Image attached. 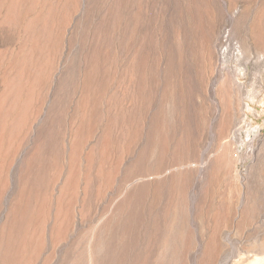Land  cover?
<instances>
[{"label": "rangeland", "instance_id": "rangeland-1", "mask_svg": "<svg viewBox=\"0 0 264 264\" xmlns=\"http://www.w3.org/2000/svg\"><path fill=\"white\" fill-rule=\"evenodd\" d=\"M0 52V88H19L10 109L11 140L21 143L14 171L31 160L28 215L37 197L47 208L44 240L38 248L36 236L28 241V264H60L72 248L79 263L97 226L148 188L159 191L164 220L165 207L176 199L175 182L192 174L196 161H202L203 177L195 221L184 225L178 214L169 233L161 226L159 240L168 233L170 249L160 264H194L216 234V264H255L246 255L264 256L253 254L264 240V0H0ZM5 94L8 106L12 95ZM43 96V112L61 103L55 128L64 134L63 150L58 140L45 142L43 112L35 117ZM81 121L90 122L85 145L97 148L100 160H94L99 163L89 172L88 188L79 187L71 224L57 234L49 226L51 203L63 184L62 153ZM222 153L230 164L213 180ZM130 216L122 223L124 235ZM24 262L16 252L14 263Z\"/></svg>", "mask_w": 264, "mask_h": 264}, {"label": "bare ground", "instance_id": "bare-ground-1", "mask_svg": "<svg viewBox=\"0 0 264 264\" xmlns=\"http://www.w3.org/2000/svg\"><path fill=\"white\" fill-rule=\"evenodd\" d=\"M27 51H28V49H27ZM0 57H1V52H0ZM68 59H70V58H68ZM3 64H5V63H3ZM6 64H7V62H6ZM1 68H2V66H1ZM52 68H54V67H52ZM81 70H83V69H81ZM23 72H24V70L22 67V69L20 70V73H23ZM6 77H7L6 73L4 72L3 79H2L3 82H4ZM51 77H52V75H51ZM2 85H3V89L0 88V264H15L14 263V255L16 254V252L21 253L23 255V258L25 257L24 264H28V241H29V244L34 243L33 237L36 236V239H35L36 244L34 243V245L38 248L39 244L40 243L42 244V242L44 240V238L42 237V231H41V228L44 226V223L42 221L41 215H44V213L46 212L45 210L47 208L46 207H45L46 209L44 208L43 202L40 201V198L37 197L33 206H32L31 213L28 215V200H29L28 196L30 195V194H28V191L31 188H30V186H28V181L26 179V173L30 170L32 163H31V160L28 158V161H25V163H23V167L15 173L14 166H16L15 160H17L15 158H17V154L19 152V146L21 145V143H19L18 147H16V144L13 143L11 140L12 139L11 131H13L12 130L13 128L11 126L10 109H11L12 104L15 102L16 96L19 94V88L17 87L15 89V87L12 85V88L9 89L10 86H9V88H7V85L4 86L3 83H2ZM7 90H9V91H7ZM55 90L58 91L57 88ZM62 90L64 91V89H62ZM6 92H7V98L8 99H9V95H12V100H11V102L9 100L10 103L8 104V106L5 105L6 99L3 100V98H5L4 96L6 95L5 94ZM54 93H55V91H54ZM26 95H27V93H26ZM47 95H48V93H47ZM61 95H63V94H61ZM45 97L46 96H43V98H41L42 101L40 102L39 108L35 113V117L37 115L40 116L44 110L43 108H45L47 106L46 100H44ZM56 97H57V94H56L55 98L53 97L54 98L53 100H55ZM58 99L59 98L56 99V103H58ZM78 100L80 101L79 98H78ZM60 101H61V99H60ZM52 103H51L50 107H47L48 109L46 108L47 110L45 112H43V117L41 118L42 119V126L46 127L45 132H44L45 133L44 140H45V142H48V141L53 142L54 140H58V142H59V144H61L60 146L63 150V148H66V147H63V144H62V143H64L63 142L64 134L61 131L59 132L58 129L55 128V124L58 123V119H59V115H60V114H58L60 107H57L58 109L55 107L57 105L58 106L61 105V103L56 104V106L54 104L55 101L53 104ZM83 104H84V106H86V104H87L86 98H84ZM78 106H79V104H78ZM20 108H22V107H20ZM55 109H57V111ZM1 110H3L2 114H4V117H5V119H4V117L2 116L3 119L5 120V121H3V123L1 122L2 121L1 120ZM12 111H14V109H12ZM21 111H22L21 112V114H22L25 110L24 111L21 110ZM50 111H53V112H50ZM48 112L50 115L47 114ZM85 112H87V108L83 107V114ZM23 114H25V113H23ZM26 114H27V112H26ZM26 114H25V116H26ZM62 114H63V111H62ZM15 116H13V117H15ZM19 117L22 118L19 120H23V122H25L24 119L26 117L23 119L24 115H23V117L22 116H19ZM35 117H33V120ZM78 120H80V119H78ZM15 121H14V123H15ZM21 122L22 121H19V124ZM74 123H76V121ZM22 124L23 123H21V125ZM221 125H222V123H221ZM40 127H41V125H40ZM58 128H59V126H58ZM224 128H227V127L225 126ZM18 129H19V127H18ZM68 129H69V127H68ZM33 130H32V124L29 125V128L27 131L28 132L32 131L31 133H33ZM69 132H71V131H69ZM71 133L72 134H70L71 137H70L69 141H68V139H66V138H69V136H67L65 138L66 141L69 142V144H68V148L66 150H64L62 153V156L64 155L63 158H66L65 163H64L65 167L61 168V173H60V175L62 176V178H60V179H62L61 181L63 184H62V187H60V189H59L58 195H56V197H55V195L53 194L54 195L53 197H55V199L52 200V203H51V206L53 205V207H54V211L52 212L53 217L52 218L49 217L50 219H52L51 221H49L52 223V225H49V226H51L50 231L51 232L54 231L57 234L59 232L63 231L62 228L63 227L65 228V225L68 227V225L71 224V223H69V222H71L70 215L75 214V211H74L75 210V204L74 203H75V199H76L79 187H81V184H83V187H82L83 189L88 188L89 181H90L89 178H92L91 176H89V172H91L90 170L92 169V166L95 162L94 160L96 159V157L98 158V156H99L98 155L99 152H96L97 148L91 149L90 147H88V149L89 148L90 149L87 150V147L85 145L87 138L89 136H91V133H92V127L90 125V122H87V123L84 121L79 122L78 125L76 126L75 130ZM89 139H90V137H89ZM32 141H34V140H32ZM100 142L98 140V142L95 145L99 146L97 144ZM28 146H30V145H28ZM98 151H100V150H98ZM22 153L23 152H21L20 154H22ZM201 153H202V157H203V152H201ZM23 155H25V154L23 153ZM224 155L225 154L222 153L221 155H219L220 157H217L215 159L216 165L212 166V172H211L212 173V179L217 178V176L220 172L219 168L224 169L225 165L228 167V164H230V163L226 162V158ZM53 157H54V155H53ZM18 158H20V157H18ZM128 161H129V159H128ZM98 163L99 162H97V164ZM196 163H198V162L196 161ZM196 163L194 162V164L197 165V166H195V168L193 166H191L192 168H194V171H192L193 169L191 170L192 174L188 175L187 171H182V172H187L186 175L184 174L185 177H182L184 179L180 178V180L178 182H175L176 185H175L174 191H175L176 199H175L174 203L172 204V206L170 205L171 206L170 208L165 207L164 220L162 218L161 211H160L162 209H161V207L159 208L160 205H159L157 198H156V196H158V194H160L158 190H155V189L150 190L148 188L149 190L147 189L145 192L141 191V193H139V194L136 193L129 200L125 201L122 208L118 209L117 212L111 214V216L108 219H106V221H104L103 223H101L100 225L97 226V228H98L97 231L92 233L89 236V238L87 239L85 250L83 251V253H81L79 263H77V261H78L77 257L78 256L76 253V248H72V250L67 251L65 253V255H63V257L61 258V262L59 261L60 264H160L161 259L164 258L166 260L167 255H165V256H162V255H164V253H166L167 249L169 248L167 236L169 233V227L171 225V221H172V225H173L174 219L172 220V215H173V218L181 216L183 223H186L184 225H188V224L193 223L195 221L194 214H195V210L198 207L197 201L199 200L198 198H199V193H200V183L202 180L201 176L203 177V175H202L203 167L201 164L202 161L200 163H198L199 165ZM220 163H222V166H220ZM97 164L95 163L94 167L97 168V166H96ZM232 164L233 163H231V165ZM203 165H205V164H203ZM37 166H39V165H37ZM229 167H231V166L229 165ZM93 169H95V168H93ZM188 170H189V168H188ZM182 175L183 174H181V176ZM92 176H93V174H92ZM93 178H94V176H93ZM94 179H97V178H94ZM94 179L91 180V182L94 181ZM106 179H107V177H106ZM58 181H60V180L58 179ZM150 182L152 184L155 182V180H152ZM50 183H51V181H50ZM93 184H94V182H93ZM135 187L136 186L133 185V187L131 188L129 193H131L135 189H137ZM94 188H96V187H94ZM101 188H102V186H101ZM93 190L94 189H92L91 191H93ZM166 190H164L163 193H165ZM84 192L85 191H83V193ZM79 193H80V190H79ZM77 197L79 198V196H77ZM90 199H91V197H90ZM92 199H91V201H92ZM50 201H51V199H50ZM47 207H48V205H47ZM53 207L51 209H53ZM52 213H50V214L52 215ZM162 213H163V211H162ZM129 214H131V216H130L131 230L127 235H124L125 232L121 233L122 227H123L122 223L124 222V220H126V218ZM178 214H179V216H178ZM247 214H248V212H247ZM168 216H170V217H168ZM247 216H245V217H247ZM77 220H78V218H77ZM216 220H217V218H216ZM242 221H243V217H242ZM244 222H246V221H244ZM215 223H217V221ZM194 224H196V223H194ZM163 225H164V227H163ZM180 225H181V223H180ZM161 226L164 228V231H166L168 233L167 234L165 233V235L161 234V235H164V238H162V240H159V231H162V230H160V229H162ZM177 227H179V226H176V228ZM219 227L221 228L220 224H219ZM46 228L48 229V227H46ZM173 228H171V229H173ZM28 229H29V231H28ZM215 230H216V228H215ZM218 231H220V230H218ZM214 233L215 232H213V234ZM53 235H54V233L51 236H53ZM70 235H72V234H70ZM211 236H213V235H211ZM66 238H67V235H66ZM49 240H47V241H49ZM171 240H173V239H171ZM211 240H212V242L210 245V249L209 248L203 249L202 253L200 254V257L197 260L194 259V264H216V262L218 260V256H219V247H218L219 237H218V235L216 234V236L214 238H212ZM51 241H49V242H51ZM64 241H65V239H64ZM49 242L48 243L46 242V244H50ZM44 246L46 248V245H44ZM171 249H172V246H171ZM201 249L202 248H200V250ZM253 249H254V253H253L254 255H256V254L264 255V240L256 243L255 248H253ZM45 250H42V251H45ZM169 251H171V250H169ZM63 252H64V250H63ZM171 252H169V255ZM41 254H43V253L41 252ZM173 256L171 258H173ZM250 256H251L250 254L246 255L245 260L246 261L247 260L248 261L249 260L254 261L255 264H264V256H262V257L259 256V258H256L257 257V255H256V257L254 256L252 259L250 258ZM192 258H194V257H192ZM242 258H243V256H242ZM164 259H163V261H164ZM175 259L176 258H174V261H175ZM172 261H173V259H172ZM167 262H168V260H167Z\"/></svg>", "mask_w": 264, "mask_h": 264}]
</instances>
